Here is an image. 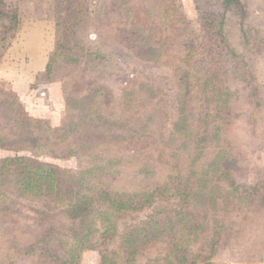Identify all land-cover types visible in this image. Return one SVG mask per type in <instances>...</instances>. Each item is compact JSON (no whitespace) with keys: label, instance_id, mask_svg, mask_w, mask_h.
Wrapping results in <instances>:
<instances>
[{"label":"rangeland","instance_id":"1","mask_svg":"<svg viewBox=\"0 0 264 264\" xmlns=\"http://www.w3.org/2000/svg\"><path fill=\"white\" fill-rule=\"evenodd\" d=\"M9 8L0 165L93 169L88 189L147 202L92 218L83 239L69 202L20 200L0 177V264H264V0H0ZM159 211L175 222L164 232Z\"/></svg>","mask_w":264,"mask_h":264},{"label":"trees","instance_id":"2","mask_svg":"<svg viewBox=\"0 0 264 264\" xmlns=\"http://www.w3.org/2000/svg\"><path fill=\"white\" fill-rule=\"evenodd\" d=\"M10 10L11 8L7 9L6 12H2L0 10V20H6L7 22L6 25H3L4 27H1L3 31L8 34L10 32L14 33L19 24L17 13H11ZM93 172V169H87L85 172L65 178L62 176V171L57 169L55 166L38 162L37 160L26 156L8 158L0 165V177L5 180L8 188H15V193L13 195L15 198L23 200L30 197L39 201L43 199L46 201L44 206L47 207V209L51 207L56 209L55 206L49 205L52 203L54 204L57 200H62V202H69L70 204L66 210L67 216H69L70 219L75 220L78 217L85 216L86 233L84 236L82 235L83 239H85L86 236H89L92 232H96L95 223L93 221L90 222L92 218H97L99 222L104 225L111 222V212H114L115 210L121 211L129 206H144L145 202H147L144 199L136 200L138 197L134 195H126L124 197H122L123 195H118L114 197V195L99 190V188L96 190L94 188L88 189L89 184L86 183V181L90 178V175L93 174ZM7 174L12 175V178L7 179ZM84 185L85 198H80ZM246 190L248 191L249 189ZM9 198H3L5 204L7 199H11ZM104 198L109 201V210L104 209V211H101L102 209H100V207H95V205ZM159 213L160 218H157L158 221L155 220L154 222L158 228H155L154 230L164 232L172 226V223L175 222H172V218L168 217L167 219V217L164 216L165 212L161 213V211H159ZM165 220L169 221L166 222ZM144 223L145 228L140 231H142V233H145V231H151L152 224L150 221H145ZM113 226L116 228L115 225ZM74 230L75 229L73 228L72 231L74 232ZM49 236L50 234L48 237ZM42 243L43 241L41 240L35 244L38 252L40 254H53L49 252V247L42 245ZM64 256L65 259H63L62 255L57 256L53 254L49 255V258H52L57 262L65 261L63 264H66V260L68 258L66 255ZM102 259L104 264L106 258L102 257Z\"/></svg>","mask_w":264,"mask_h":264}]
</instances>
